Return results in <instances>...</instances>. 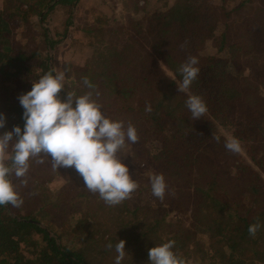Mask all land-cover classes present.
I'll return each mask as SVG.
<instances>
[{
  "label": "trees",
  "instance_id": "1",
  "mask_svg": "<svg viewBox=\"0 0 264 264\" xmlns=\"http://www.w3.org/2000/svg\"><path fill=\"white\" fill-rule=\"evenodd\" d=\"M144 1L113 30L105 25L82 27L90 36L84 71L94 89L84 85L75 94L93 91L106 117L136 128L138 142L126 140L119 155L121 160H137L143 177L162 173L164 199L133 207L129 199L110 206L97 197L91 205L89 194L81 191L80 196L87 197L73 205L68 227L62 225L58 236L44 227L38 213L17 216L10 204L0 206V264H88L81 249L96 241L102 245L99 264H115L119 239L126 241L121 264H150L149 249L170 240L186 264H264V18L241 17L237 9L233 20L231 11L197 0ZM77 2L0 0V115L5 119L0 135L15 126L23 132L24 109L18 97L54 69L49 51L16 52L11 34L31 32L57 5L71 8ZM66 22H72L71 14ZM47 29L42 26L39 35L45 44L54 46L65 36L49 40ZM208 40L218 44L216 54H207ZM148 41L153 47L137 48ZM155 53L177 77L171 85L156 63H147ZM190 56L198 58L200 71L186 94L174 82H182L179 69ZM244 56L248 62L242 65ZM189 95L206 102L202 118L190 119L185 104ZM216 122L247 144L255 167L236 163ZM152 126L157 127L153 140L161 144L156 152L146 149L143 135ZM213 136H219V142ZM190 210L187 225L185 220H169L170 214L188 215ZM257 218L262 226L253 237L248 228Z\"/></svg>",
  "mask_w": 264,
  "mask_h": 264
},
{
  "label": "clouds",
  "instance_id": "2",
  "mask_svg": "<svg viewBox=\"0 0 264 264\" xmlns=\"http://www.w3.org/2000/svg\"><path fill=\"white\" fill-rule=\"evenodd\" d=\"M198 63L196 56H190L180 66L183 80L178 87L179 92L189 89L197 79L200 71L196 67ZM65 78V71L53 69L33 83L30 91L18 97L24 109V130L22 132L19 126H15L12 131L0 135V206L11 204L20 207L23 204L11 177H24L29 170V160L41 154L51 159L53 169L74 167L83 178L84 187L98 193L110 206L129 199L138 189L139 184L119 155L126 140L133 144L138 142L136 128L131 123L125 128L123 121L106 117L102 105L93 98V91L80 96L68 91L62 100L60 93L65 89ZM84 84L94 89L87 77ZM185 104L193 120L202 118L208 110L206 102L199 95H190ZM145 110L151 111L150 104L146 105ZM4 126L5 119L0 115V128ZM213 139L219 142L220 137L213 136ZM10 145L11 156L8 151ZM225 148L239 153L240 141L232 138L226 141ZM150 179L153 196L162 201L167 189L164 175L155 174ZM261 226L257 218L256 223L249 225V234L255 237ZM125 244V240L119 239L115 245V264H121L124 259ZM174 246L175 241L170 240L149 249L150 264H186L173 251ZM106 247L111 249L113 246L109 243Z\"/></svg>",
  "mask_w": 264,
  "mask_h": 264
},
{
  "label": "rangeland",
  "instance_id": "3",
  "mask_svg": "<svg viewBox=\"0 0 264 264\" xmlns=\"http://www.w3.org/2000/svg\"><path fill=\"white\" fill-rule=\"evenodd\" d=\"M197 3L202 6L205 4L206 6H215L219 9H227L232 12L233 20L237 17V9H239L241 17L257 14L259 17L264 18V0H197ZM137 4L142 8L145 1L107 0L106 4L104 0H78L77 4L71 8L70 6H64V4L57 5L49 14V18L44 22H37L38 17H35L37 24L32 28L31 32L22 30V33L19 32L15 35L11 34L17 48L16 52H41L45 54L49 51V55L52 58V67L56 71L66 72L65 89L60 93L63 100L66 98L68 91L75 93L79 88L85 85V77L89 80V76L85 75L84 68L90 51L88 45L90 36L82 31V27L87 24L95 26L105 25L107 29L113 30L117 25L122 26L129 20L133 8ZM105 6L108 10H105ZM97 7H101L102 10H96ZM70 9L73 11H70ZM47 10L48 8L45 11ZM70 14L72 15V22L67 24L66 20ZM97 15L98 19L96 18ZM42 26L50 29H47L49 31V40H51L52 37L57 40L65 36L60 43L54 46L45 44L43 37H39ZM65 27L67 28V32L64 31ZM118 34L122 35L121 29H119ZM154 41H158V39ZM205 45L207 54H216L218 44H214L213 41L208 40ZM147 47H153L151 41H148L145 45H137L138 49H147ZM3 48L4 44L0 45V50H3ZM243 58L242 61L245 62H243L242 65L244 63L246 64V61L248 62L246 56ZM150 60V62H147L148 64L156 63L155 65H158L165 72V77L169 80L168 84H170L172 80H177L174 72L165 65L164 61L157 59L156 53ZM40 61L41 57L35 59L33 68L38 69ZM254 79L258 85L262 84V79L260 77L254 75ZM174 84V87L178 89L182 82L178 80V82H174ZM181 92L189 94L188 89ZM73 107H75V102L73 103ZM216 124L220 133L227 140L234 138L232 133L223 125L218 122H216ZM156 130L157 127L152 126L151 129L146 128L143 134L145 141L148 142V144H146V149L148 148L147 150L152 152H156L157 148L161 147L158 141L156 143V141L153 140ZM240 144L241 151L239 153L231 152L230 155L233 156L234 160L239 165L255 167L253 159L248 151L247 144L245 142H240ZM11 153L12 151L9 152V156H11ZM122 159H124L122 162L128 166L133 179L139 184L138 189L135 190L129 198L131 206L136 207L154 203L157 197L153 196L151 189L150 178L153 174L150 172L143 177V174L140 172L142 165H139L136 162L137 160L131 159V161H129L127 158ZM29 165V170L24 177L17 178L15 175L11 177L13 184L16 186V191L23 200V204L20 207H13L10 204L11 212L17 216L36 215V213H38L37 217L42 221L44 227H47L55 236H58L57 232L61 231L62 225V229L68 227L65 223L67 218L72 215L73 205L76 206L77 204L78 206L80 201L87 197L80 196L81 191L89 194L91 205L97 202V197H100L98 193H92L84 187L83 178L74 167L53 169L51 159L44 154L36 158H31L29 160ZM134 168L135 170H132ZM194 172H196V169ZM261 175L264 179V172H261ZM190 214L191 210L188 215H177L175 217V215L170 214L169 220H185L187 225L190 222ZM57 242L60 243L59 238H57ZM101 249L102 245L100 241H96L83 247L81 252L88 264H99Z\"/></svg>",
  "mask_w": 264,
  "mask_h": 264
},
{
  "label": "water",
  "instance_id": "4",
  "mask_svg": "<svg viewBox=\"0 0 264 264\" xmlns=\"http://www.w3.org/2000/svg\"><path fill=\"white\" fill-rule=\"evenodd\" d=\"M51 60H52V58H51ZM50 60V63H51V66H52V61Z\"/></svg>",
  "mask_w": 264,
  "mask_h": 264
}]
</instances>
